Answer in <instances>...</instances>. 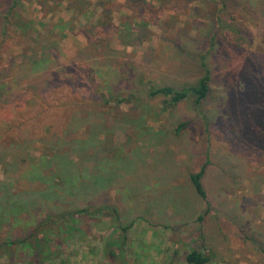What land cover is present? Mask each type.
<instances>
[{"label":"rangeland","instance_id":"374dc122","mask_svg":"<svg viewBox=\"0 0 264 264\" xmlns=\"http://www.w3.org/2000/svg\"><path fill=\"white\" fill-rule=\"evenodd\" d=\"M11 1L0 0V264H187L194 248L211 264L258 262L243 252L264 250V0H106L120 35L99 45L98 7L49 2L46 15L23 0L57 48L44 70L26 67L22 39L1 37ZM201 62L200 105L148 95L194 85ZM202 168L206 201L190 182Z\"/></svg>","mask_w":264,"mask_h":264},{"label":"trees","instance_id":"16d2710c","mask_svg":"<svg viewBox=\"0 0 264 264\" xmlns=\"http://www.w3.org/2000/svg\"><path fill=\"white\" fill-rule=\"evenodd\" d=\"M21 1L23 0H12V3L7 11L3 13L4 22L1 37L3 39L13 37L22 39L25 43H27V54L31 53L33 55V59L31 61L29 60L28 62L26 61V53L24 52L21 54V59L25 62V64H27L26 67H29L34 63L35 65H40V67L43 68L42 70H44V65L50 61V58H52L53 54L56 53L57 48L55 47L54 43L50 46H46L45 40L48 39V36L45 38L41 37L44 34L45 30H39L37 27H35L36 23L34 21L25 20L22 17L19 12V5ZM146 1L147 0H127L128 4H131V6H133L134 8H137V6L140 4H145ZM33 2L37 6L40 13L42 14L44 12L46 15L47 13L45 11V7L49 2L57 3L58 5L66 4L65 10L78 16L82 14V10L86 7L88 9L90 8V6L98 7L101 12L96 17V21L93 27L90 29L91 31H89L91 34L90 39L91 37H93V39H96L98 45L99 42H102L101 40L103 39L106 40V43H109L108 38H110V36L112 37V35L120 33L118 28H116L113 24L111 15L112 10L107 7L108 5L106 0H96L93 3L87 0H33ZM138 17H142L140 12L134 13L131 19L134 18L135 22ZM132 26L133 23L128 24V22H126L124 25L125 33L123 37H120V39L123 38V43L125 42V45H129L133 40V37H131L134 34ZM44 27L47 26L44 25ZM49 32L50 31H48V35L50 36ZM33 33L36 34L35 36H37V39L33 37ZM39 37H41V42L37 41ZM128 37H131L129 41H127ZM32 44L38 45L39 49L37 50V48L32 46ZM107 46H109V44H107ZM200 68L202 70L201 76L198 78L194 85H186L181 90H176L170 86H162L158 88L152 87L150 88L148 95L150 97L163 96L164 98H167L168 101L166 103L169 106H174L177 103L186 100L190 95H192L194 98V104L200 105L208 97L211 85V77L206 64L201 62ZM187 124L188 123H182L178 125L176 127V132H180L181 130H183L187 126ZM203 173L204 168H202L198 173L190 175V182L192 183L196 194L204 201H206V193L201 183ZM199 220H201V217L199 218ZM123 230L126 231L127 229L124 228ZM13 245L15 246L16 243H13ZM4 253L7 254V256H10V252L4 250ZM107 253L111 256L112 259L116 258V256L114 255V253L116 252L107 250ZM208 261L210 262L209 254L207 255L206 253H203L202 250L197 248H194V250L185 255V262L187 264H207Z\"/></svg>","mask_w":264,"mask_h":264},{"label":"crops","instance_id":"0c3cea01","mask_svg":"<svg viewBox=\"0 0 264 264\" xmlns=\"http://www.w3.org/2000/svg\"><path fill=\"white\" fill-rule=\"evenodd\" d=\"M230 221V220H229ZM231 222V221H230ZM243 233H244V231H243ZM247 235H245V237H246ZM251 238H253V237H251ZM247 240L249 239L250 240V237H247L246 238ZM256 249L255 250H253V251H251V252H246V251H244L243 252V255H246V257L247 258H249V257H252V256H254V257H259L260 258V260L258 259L257 261L258 262H256L255 264H264V250L263 249H261V248H259V247H255ZM213 250V249H212ZM213 252L215 253L216 251L215 250H213ZM226 254L227 255H229L230 257H232V256H239L240 254L239 253H237L236 252V250H234V249H230V250H226ZM217 255V254H216ZM216 260H215V258H210V262L208 261V263L209 264H211V263H213V262H215ZM218 261V263H220V260H217ZM244 261L247 263V262H250L249 260H245L244 259ZM223 262L225 263V264H234V261H233V259L232 258H230L228 261L227 260H223ZM207 263V264H208ZM245 263V264H246ZM239 264H243L241 261L239 262Z\"/></svg>","mask_w":264,"mask_h":264}]
</instances>
